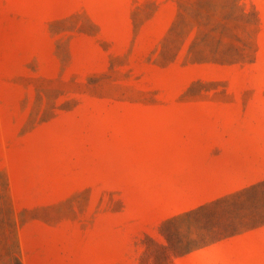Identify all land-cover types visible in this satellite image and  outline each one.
<instances>
[{
    "label": "rangeland",
    "instance_id": "1",
    "mask_svg": "<svg viewBox=\"0 0 264 264\" xmlns=\"http://www.w3.org/2000/svg\"><path fill=\"white\" fill-rule=\"evenodd\" d=\"M0 264H264V0H0Z\"/></svg>",
    "mask_w": 264,
    "mask_h": 264
}]
</instances>
